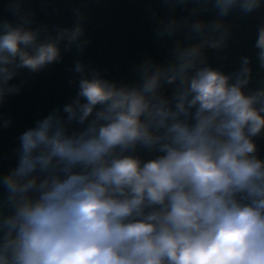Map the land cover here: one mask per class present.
<instances>
[{
	"label": "clouds",
	"instance_id": "9594fccd",
	"mask_svg": "<svg viewBox=\"0 0 264 264\" xmlns=\"http://www.w3.org/2000/svg\"><path fill=\"white\" fill-rule=\"evenodd\" d=\"M89 2L63 26L38 21L33 0H0V134L24 73L77 54L74 96L0 145V264H264V80L252 86L248 55L232 71L213 62L227 18L264 0H147L165 9L146 13L166 55L120 80L82 59ZM256 33L264 70V23Z\"/></svg>",
	"mask_w": 264,
	"mask_h": 264
},
{
	"label": "water",
	"instance_id": "95a60500",
	"mask_svg": "<svg viewBox=\"0 0 264 264\" xmlns=\"http://www.w3.org/2000/svg\"><path fill=\"white\" fill-rule=\"evenodd\" d=\"M75 6L76 0H54L47 6L33 0L29 5L36 10L38 21L63 26L72 24L74 17L71 9ZM150 6L159 8L161 14H165L162 6L150 5L147 0H90L87 5L89 16L85 23L91 43L82 56L84 62L99 68L108 78L120 80L131 79L133 65L146 55L163 59L166 48L157 41L154 22L146 13ZM0 14L11 18L3 4H0ZM227 19L233 26L230 47L226 50L227 59H218L213 54V62L223 64L225 71H232L238 67L240 56L252 57V86H259L260 81L264 80V70L256 63L257 50L253 45L257 27L264 23V7L248 16L233 13ZM76 58L74 51L65 53L61 64L52 65L35 76L24 73L29 80L28 85L19 96L11 97L4 108L6 114L14 117V126L0 134V145L5 154L15 147L14 138L20 131L74 96L75 88L68 84L72 76L68 69ZM256 139L259 155L264 157V136ZM12 163L7 159L3 162L4 167H9Z\"/></svg>",
	"mask_w": 264,
	"mask_h": 264
}]
</instances>
